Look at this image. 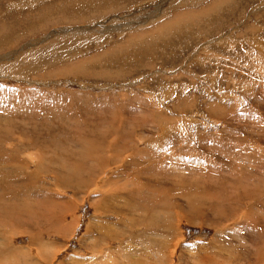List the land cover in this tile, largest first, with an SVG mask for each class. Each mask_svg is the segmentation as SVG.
Masks as SVG:
<instances>
[{
  "label": "rangeland",
  "instance_id": "obj_1",
  "mask_svg": "<svg viewBox=\"0 0 264 264\" xmlns=\"http://www.w3.org/2000/svg\"><path fill=\"white\" fill-rule=\"evenodd\" d=\"M0 26V264H264V0H0Z\"/></svg>",
  "mask_w": 264,
  "mask_h": 264
},
{
  "label": "bare ground",
  "instance_id": "obj_2",
  "mask_svg": "<svg viewBox=\"0 0 264 264\" xmlns=\"http://www.w3.org/2000/svg\"><path fill=\"white\" fill-rule=\"evenodd\" d=\"M169 25H172V24H170V23H166V24H163L162 25V27L161 28H165V27H167V26H169ZM1 27V26H0ZM160 27V26H159ZM100 30V29H99ZM109 30V29H108ZM162 31V30H161ZM95 34V33H94ZM52 35V34H51ZM54 35V34H53ZM2 36H3V34H2ZM93 36V35H92ZM52 37H54V36H52ZM51 37V38H52ZM163 38V37H162ZM50 39V38H49ZM49 39H47V38H45V40H49ZM152 41V40H151ZM153 42V41H152ZM57 43V42H56ZM1 67V66H0ZM63 69V68H62ZM63 71V70H62ZM74 72V74L76 73L77 74V70H72L71 69V72ZM70 73V72H69ZM78 73H79V71H78ZM82 73V72H81ZM72 74V73H71ZM34 99V98H33ZM39 99V98H38ZM37 99V100H38ZM45 105H43V107H44ZM40 107V106H39ZM47 108V107H46ZM82 108H85V107H82ZM86 109V108H85ZM103 109V108H102ZM103 111V110H102ZM109 111V110H108ZM211 111H213V109L211 110ZM104 112V111H103ZM103 112H100V113H103ZM105 113H103V115H104ZM157 114V113H156ZM158 114H159V112H158ZM12 115H13V113H12ZM15 115V114H14ZM86 115V114H85ZM94 115V114H93ZM101 115V114H100ZM157 116V115H156ZM159 116V115H158ZM13 117V116H12ZM14 118V117H13ZM102 118V117H101ZM107 118V117H106ZM144 118V117H143ZM147 118V117H146ZM98 119V118H97ZM102 119H104V118H102ZM142 119V118H141ZM159 119H161V118H159ZM6 120V119H5ZM11 119H9V121H10ZM67 120V119H66ZM109 120V119H108ZM139 121V120H138ZM14 122V121H13ZM108 123H109V121H107ZM136 122V121H135ZM159 122V121H158ZM3 123V122H2ZM10 123V122H9ZM8 123V124H9ZM94 123V122H93ZM121 124H123V123H121ZM165 126H162V128H161V130H162V135H163V139H158V143L160 144L161 142H162V140H164V138H165V136H166V134H167V130L168 129H166L167 128V126H166V124H164ZM75 126H76V124H75ZM89 126V125H88ZM117 126H119V125H117ZM121 127V126H120ZM169 127V126H168ZM75 128V127H74ZM4 129V128H3ZM115 131H116V129H115ZM115 131H113V132H115ZM4 132V131H3ZM6 132V131H5ZM4 132V133H5ZM91 132V131H90ZM93 132V131H92ZM100 132V131H99ZM119 132H121V131H119ZM125 132H127V131H124V133ZM7 133H9V132H6V134ZM93 133H96V132H93ZM105 135H107V134H110V132L108 133H104ZM112 134V133H111ZM125 134H127V133H125ZM129 134V133H128ZM188 134V133H187ZM92 135V134H91ZM94 135V134H93ZM102 135V134H101ZM135 135V134H134ZM115 136H117L116 134H115ZM121 136H123V135H121ZM161 136V135H160ZM59 137V136H58ZM128 137V136H127ZM146 137H148V136H146ZM28 138V137H27ZM115 139V138H114ZM116 139H117V137H116ZM125 139V138H124ZM145 139V138H144ZM143 139V140H144ZM21 140V139H20ZM23 140V139H22ZM157 140V139H156ZM54 141V140H53ZM52 141V142H53ZM95 141V140H94ZM121 141H123L122 140V138H121ZM130 141V140H129ZM64 142V141H63ZM66 142V141H65ZM126 142V141H125ZM145 142H150V140L149 139H147ZM165 142V141H164ZM163 142V143H164ZM54 143V142H53ZM58 143V142H57ZM78 143V142H77ZM155 143V142H154ZM65 144V143H64ZM70 144V143H69ZM91 144V143H90ZM89 144V145H90ZM110 144V143H109ZM121 144V143H120ZM130 144V143H129ZM156 144V143H155ZM51 145V144H50ZM66 145V144H65ZM67 145H68V143H67ZM71 145V144H70ZM88 145V146H89ZM154 145V144H153ZM157 145V144H156ZM5 146V145H4ZM3 146V147H4ZM61 146V145H60ZM110 146V145H109ZM121 146H122V144H121ZM152 146V145H151ZM90 147V146H89ZM124 147H125V145H124ZM65 148V147H64ZM120 148V147H119ZM153 148V147H152ZM5 149V148H4ZM87 151H88V149L87 148H85ZM92 149V148H91ZM123 149V148H122ZM154 149V148H153ZM7 150H8V148H7ZM70 150V149H69ZM6 151V150H5ZM10 151V150H9ZM91 151H93V149L91 150ZM13 152V151H12ZM17 152V151H16ZM89 152V151H88ZM138 152V151H137ZM87 153V152H86ZM95 153V152H94ZM145 153V152H144ZM16 154V153H15ZM96 154V153H95ZM143 154V153H142ZM7 155V154H6ZM83 155V154H82ZM92 156H93V154H91ZM90 155V156H91ZM104 155V154H103ZM114 155V154H113ZM8 156V155H7ZM11 156H13V155H11ZM64 156V155H63ZM88 156V155H87ZM99 156V155H98ZM97 156V157H98ZM101 156V155H100ZM251 157V156H250ZM5 158V157H4ZM12 158V157H11ZM13 158H15V156L13 157ZM20 158V157H19ZM100 158V157H99ZM105 158V157H104ZM249 158V157H248ZM86 159V158H85ZM100 159H103V157L102 158H100ZM92 160V159H91ZM86 161V160H85ZM90 161V160H89ZM96 161V160H95ZM101 161V160H100ZM179 161V160H178ZM2 162H4V161H2ZM11 162V161H10ZM97 162H99L98 161V159H97ZM103 162H104V159H103ZM105 162H107V161H105ZM105 162H104V164H105ZM133 162V161H132ZM173 162H175V161H173ZM179 162H182V161H179ZM93 163V162H92ZM93 164H95V163H93ZM133 164V163H132ZM155 164H157V163H155ZM14 165V164H13ZM12 165V166H13ZM73 165V164H72ZM75 165V164H74ZM98 165V164H97ZM106 165V164H105ZM134 165V164H133ZM168 165H170V164H168ZM167 165V166H168ZM173 165V164H172ZM175 165V164H174ZM102 166H103V164H102ZM135 166V165H134ZM156 166V165H155ZM158 166V165H157ZM99 167H101V166H99ZM104 167V166H103ZM158 167H160V166H158ZM178 167V166H177ZM11 168H13V167H11ZM15 168V167H14ZM73 168V167H72ZM149 168V167H148ZM166 168V167H165ZM169 168H171V167H169ZM168 168V169H169ZM173 168V167H172ZM2 169H3V167H2ZM78 169V168H77ZM160 169V168H159ZM176 169V168H175ZM59 171V170H58ZM73 171V170H72ZM82 171V170H81ZM5 172V171H4ZM71 172V171H70ZM78 172V171H77ZM80 172V171H79ZM152 172V171H151ZM76 173V172H75ZM150 173V172H149ZM77 174V173H76ZM94 174V173H93ZM151 174H149V176H150ZM164 175H166V174H164ZM170 175V174H169ZM76 176V175H75ZM1 177V176H0ZM164 178V176L162 177V179ZM165 179V178H164ZM176 179V178H175ZM243 180V179H242ZM173 181H175V180H173ZM1 182V181H0ZM2 183V182H1ZM129 184V183H128ZM172 184H174V183H172ZM185 185V184H184ZM179 186V185H178ZM189 186V185H188ZM191 186V185H190ZM10 188H8V187H6V188H4L2 185L0 186V197H5V196H10L11 195V193H10V190H9ZM14 193V192H13ZM12 193V194H13ZM165 196H167V195H165ZM169 196V195H168ZM139 197H141L140 195H139ZM142 198H143V196H142ZM5 199V198H4ZM128 200H129V198H128ZM133 200V199H132ZM194 200V199H193ZM123 202L125 203L124 205H127L129 202H127V200H123ZM138 202V201H137ZM127 203V204H126ZM133 204V203H132ZM133 206V205H132ZM131 206V207H132ZM128 207H129V205H128ZM127 207V208H128ZM135 207V206H134ZM137 207V206H136ZM146 207V206H145ZM148 207V206H147ZM25 208V207H24ZM125 209V208H124ZM140 208L138 207V210H139ZM19 211V210H18ZM21 211V210H20ZM23 212H25V210L23 211ZM195 212V211H194ZM3 214V213H2ZM21 215V214H20ZM23 215V214H22ZM6 216V215H5ZM1 217V216H0ZM3 217V216H2Z\"/></svg>",
  "mask_w": 264,
  "mask_h": 264
},
{
  "label": "crops",
  "instance_id": "obj_3",
  "mask_svg": "<svg viewBox=\"0 0 264 264\" xmlns=\"http://www.w3.org/2000/svg\"><path fill=\"white\" fill-rule=\"evenodd\" d=\"M66 30H68V29H66ZM73 30H74V29H73ZM76 30H81V29H80V28H77ZM62 31H63V30H62ZM51 34H52V35H51ZM53 34H54V33H50L49 35L46 36V38H48V37H52ZM52 38H53V37H52ZM48 39H49V38H48Z\"/></svg>",
  "mask_w": 264,
  "mask_h": 264
}]
</instances>
